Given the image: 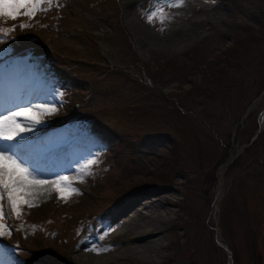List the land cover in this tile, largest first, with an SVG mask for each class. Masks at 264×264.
Wrapping results in <instances>:
<instances>
[{"label":"rangeland","instance_id":"rangeland-1","mask_svg":"<svg viewBox=\"0 0 264 264\" xmlns=\"http://www.w3.org/2000/svg\"><path fill=\"white\" fill-rule=\"evenodd\" d=\"M150 1L37 0L0 17V102L21 68L30 84L44 75L45 97L35 113L5 104L0 121L30 109L15 118L23 135L44 127L25 154L52 171L35 169L50 188L19 215L5 195L0 264H79L80 241L145 191L177 200L157 264H264V0ZM114 239L90 256L136 264L110 257L130 243Z\"/></svg>","mask_w":264,"mask_h":264},{"label":"bare ground","instance_id":"bare-ground-1","mask_svg":"<svg viewBox=\"0 0 264 264\" xmlns=\"http://www.w3.org/2000/svg\"><path fill=\"white\" fill-rule=\"evenodd\" d=\"M150 3L151 5L148 8L149 11L152 8H154L152 4L153 0H151ZM132 21L133 19L131 18V24ZM141 31H142V36L140 37L141 38L140 42H142V37L145 36L144 35L145 32L143 31V26H141ZM29 172L32 173V178L47 181L45 185L37 186L33 188L31 190L32 193L31 195L35 196V195H40L42 193H46L50 188L49 176H47L46 173H42V172H39L42 174L39 173L35 174L33 171H29ZM144 193L146 194V191ZM145 194L141 195V197L138 199L143 198L148 200L133 201L127 207L123 208L121 212L114 214L112 216H104L105 218L104 221L107 223L106 226L108 227L104 232V234L98 235L97 237L94 238V240L87 239L86 241H80L79 248L76 250V253H78V255L75 256L79 264H103L102 260H104L107 255L106 252H103L105 250L99 251V252H103L102 255L99 254L95 255V258L91 257L90 252H92V250L90 249L94 247L91 244L92 242L110 243V241L112 242L117 235L126 236V240L130 241V243L126 242L123 247H120V250H118L117 247L118 252L112 253L110 255L111 258L115 257L122 259L124 261L134 260L135 262H137L136 264L158 263L157 259L161 257L160 255H162L160 254V250L167 245V243L163 238V233L168 229L167 219L169 218L171 219L172 216H170V214H173V211L170 210L169 207L166 208L165 205H169L171 204V202L173 204V202L177 200L173 201L170 196V192L168 191L167 192L159 191L155 195H152V197L149 195L150 193H148L147 195ZM216 198H217L216 200H218L219 195H217ZM159 206H162L164 210L163 213L160 211ZM115 243H117V241ZM202 250H205V247ZM113 251H115V249ZM135 254H137V256ZM84 255L89 257L84 258L85 257Z\"/></svg>","mask_w":264,"mask_h":264},{"label":"snow or ice","instance_id":"snow-or-ice-1","mask_svg":"<svg viewBox=\"0 0 264 264\" xmlns=\"http://www.w3.org/2000/svg\"><path fill=\"white\" fill-rule=\"evenodd\" d=\"M36 2L37 0H0V17H9L15 20L22 14L31 16L35 10ZM21 27H24V25H21ZM2 51L3 49H0V52ZM2 110V107H0V111ZM26 111L13 112L10 117L5 116L0 121V142L5 145V147L0 148V216L6 214L3 203L5 195L7 202L11 205L12 211L19 215V200L23 197L27 201V198L32 194L31 190L33 188L47 183L45 180L32 178V173L16 159V156H19L30 163L29 157L25 154L24 146L34 133L44 127V125H40V128H37L35 132H31L30 135H23L25 130L21 128L15 118L24 116L25 119H28ZM5 121L8 122L6 129L3 128ZM10 144L15 146L14 149L7 147ZM8 153L12 154L9 155ZM66 179V177H60L54 182L56 191L60 193L61 198H64L61 184ZM72 191L79 192L80 190L72 189ZM2 227L3 225H0V228ZM90 250L98 251L94 247Z\"/></svg>","mask_w":264,"mask_h":264},{"label":"trees","instance_id":"trees-1","mask_svg":"<svg viewBox=\"0 0 264 264\" xmlns=\"http://www.w3.org/2000/svg\"><path fill=\"white\" fill-rule=\"evenodd\" d=\"M249 140V139H248ZM250 147L247 148V150L249 149Z\"/></svg>","mask_w":264,"mask_h":264}]
</instances>
